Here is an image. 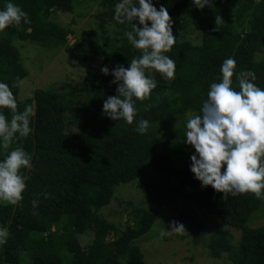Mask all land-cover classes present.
<instances>
[{"label": "trees", "instance_id": "16d2710c", "mask_svg": "<svg viewBox=\"0 0 264 264\" xmlns=\"http://www.w3.org/2000/svg\"><path fill=\"white\" fill-rule=\"evenodd\" d=\"M76 1L0 0V10L13 3L31 21L22 20L0 32V83L13 92L18 112L33 104L29 136L14 140L8 150L0 146V162L17 147L32 158V168L21 170L26 177L22 201L0 203V228L9 232L7 242L0 244V264H24L26 252L30 264H145L137 241L165 211L169 216L163 231L171 229L172 221L183 224L192 233L193 244L205 246L211 258L226 255L231 264H264V225L247 226L261 199L250 193L227 194L224 199L211 186H202L191 171V156H198L191 145H186L183 166L168 152L159 151L169 122L201 114L211 84L222 80L226 59L236 62L234 90H240L236 77L241 71L254 72L252 82L264 90V58H257L264 52V0H209L203 9L195 7L194 0H149L154 7L159 4L157 10L167 8L172 19L176 42L164 54L175 62V75L166 80L154 70L146 72L157 87L149 100L135 101L137 114L131 125L110 119L103 110L105 100L118 95L112 71L129 67L133 58L142 55L124 35L131 25L114 18L121 0H101V10L94 15L101 41L86 37L83 52L72 55L86 70L82 81L36 89L27 101L18 99L19 87L13 84L27 72L14 43L66 46L72 31L51 21L50 15L71 13ZM133 3L138 6V0ZM217 16L222 19L219 24ZM188 26L200 33V44L181 41L179 34ZM83 56L93 58L92 63L100 61L89 65ZM104 67L108 75L101 71ZM147 105L152 107L145 111ZM0 113L10 122L9 109ZM141 119L149 122L146 134L135 130ZM186 122L176 131L181 139L186 136ZM121 184H134L141 198L136 205L127 202V208L135 210L133 225L126 224L117 233L99 210L110 204ZM33 200L38 201L35 208ZM211 218L223 229L205 239L203 229ZM232 229L240 233L235 242ZM87 232L93 239L81 245L78 237ZM111 233L114 238L108 242Z\"/></svg>", "mask_w": 264, "mask_h": 264}, {"label": "clouds", "instance_id": "9594fccd", "mask_svg": "<svg viewBox=\"0 0 264 264\" xmlns=\"http://www.w3.org/2000/svg\"><path fill=\"white\" fill-rule=\"evenodd\" d=\"M208 3L209 0H194L199 9ZM114 18L120 24L127 22L131 25V31L124 35L142 55L133 58L129 67L117 66L112 71L118 95L107 98L103 110L110 119H123L131 125L137 114L135 101L149 100L157 87L155 79L146 72L154 70L166 80L174 78L175 62L164 53L171 51L176 37L167 8L161 6L157 10L149 0H138V6L133 0H121L115 5ZM22 20L31 23L19 6L7 3L5 10H0V32L12 25L19 26ZM221 20L217 16L216 24ZM133 21H138L142 27ZM235 69V60L226 59L221 67L222 80L211 84L201 114L189 115L186 143L198 154L191 156V171L202 186H211L222 193L224 199L227 194L249 193L257 199H264V90L252 82L256 79L252 71L239 72L236 78L240 90H234ZM101 71L109 74L107 67ZM22 85L23 81L18 79L13 87ZM151 107L147 105L145 111ZM0 109L11 111L10 122L0 113V146L8 150L14 140L29 136L33 108L29 105L22 113L18 112L13 92L6 83H0ZM149 126L147 120L141 119L135 130L146 134ZM31 160L29 154L17 147L0 162V202L17 205L22 201L26 177L21 170H30ZM44 195L47 198L48 194ZM32 204L35 208L38 201L33 200ZM170 227L171 231L162 230L160 235L186 232L184 225L176 221H172ZM8 236V230L0 228V244L6 243Z\"/></svg>", "mask_w": 264, "mask_h": 264}, {"label": "rangeland", "instance_id": "374dc122", "mask_svg": "<svg viewBox=\"0 0 264 264\" xmlns=\"http://www.w3.org/2000/svg\"><path fill=\"white\" fill-rule=\"evenodd\" d=\"M158 8L159 4H155ZM101 10V0H77L71 13H52L50 20L60 24L72 32L66 37V46L59 48L42 47L36 43L28 41H16L20 54V59L27 76L22 79L23 85L19 86L18 99L27 101L32 98L36 89H48L62 85L63 82L77 83L83 80L86 75L85 68L73 59L74 53L81 54L84 47V38L95 37L98 42L101 41V35L95 23L94 15ZM111 30V27H108ZM181 41H188L193 45L200 44V33L193 27L188 26L180 34ZM83 61L91 65L93 58L83 56ZM259 59L264 58V52L259 54ZM99 62L100 59L96 60ZM93 62L92 64H96ZM97 62V63H98ZM33 108V104H30ZM189 115L184 119L169 122L162 131L159 144L160 152H168L171 157L177 159L176 164L183 166L184 157L187 155L186 136L181 139L177 136L176 131L183 121L188 120ZM68 129L74 130L67 125ZM182 151L176 153V151ZM126 185V184H125ZM114 198L110 204L99 210V214L110 224L117 228V233L121 232L126 224L133 225L135 210L127 208V202H133L136 205L141 198L140 193L134 184L119 185ZM122 186V187H121ZM6 203V202H0ZM169 212L165 211L159 215L157 221L151 229L137 241L141 248L145 264H231L226 255L220 259L211 258L207 248L202 244L194 245L192 242V233L185 227L184 233H172L171 235L161 236L167 222ZM264 225V199L247 222L250 228H257ZM223 229L216 218H211L205 222L204 237L209 238L216 230ZM171 231V229L169 230ZM234 236V242L239 238V231L231 230ZM113 233L107 236V241L112 242ZM93 236L87 232L78 237L81 245L91 243ZM30 253L23 254L24 264H30ZM28 261V262H27Z\"/></svg>", "mask_w": 264, "mask_h": 264}]
</instances>
